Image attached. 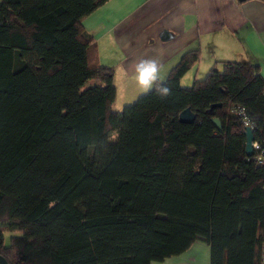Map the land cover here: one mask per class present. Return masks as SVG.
Here are the masks:
<instances>
[{
  "label": "trees",
  "instance_id": "obj_1",
  "mask_svg": "<svg viewBox=\"0 0 264 264\" xmlns=\"http://www.w3.org/2000/svg\"><path fill=\"white\" fill-rule=\"evenodd\" d=\"M105 1L0 0V256L8 264H152L201 241L209 264H259V67L215 63L182 87L200 57L188 51L158 82L168 97L154 87L112 111L113 70L98 63L81 26ZM186 109L193 123L179 121ZM246 127L258 145L250 157Z\"/></svg>",
  "mask_w": 264,
  "mask_h": 264
},
{
  "label": "crops",
  "instance_id": "obj_2",
  "mask_svg": "<svg viewBox=\"0 0 264 264\" xmlns=\"http://www.w3.org/2000/svg\"><path fill=\"white\" fill-rule=\"evenodd\" d=\"M81 26L94 41L98 63L113 70L115 112L151 90H142L134 79L142 58L160 61L158 82H163L184 53L199 50L198 62L180 79L182 87L226 61L256 64L264 79L262 0H106L81 19ZM209 261V247L196 241L181 255L152 264Z\"/></svg>",
  "mask_w": 264,
  "mask_h": 264
},
{
  "label": "clouds",
  "instance_id": "obj_3",
  "mask_svg": "<svg viewBox=\"0 0 264 264\" xmlns=\"http://www.w3.org/2000/svg\"><path fill=\"white\" fill-rule=\"evenodd\" d=\"M162 69V64L156 58L140 59L135 64L134 69V79L137 85L144 91L153 89L154 87L158 91L160 97L166 98L171 94V89L167 86H160L158 81L160 80V72ZM125 74L127 72L125 70ZM251 123L250 121H246Z\"/></svg>",
  "mask_w": 264,
  "mask_h": 264
},
{
  "label": "water",
  "instance_id": "obj_4",
  "mask_svg": "<svg viewBox=\"0 0 264 264\" xmlns=\"http://www.w3.org/2000/svg\"><path fill=\"white\" fill-rule=\"evenodd\" d=\"M240 2L246 1V0H238ZM194 115L189 112L188 109L184 110L179 114V121L183 123H193L194 122ZM214 126L220 130L221 126L220 123L217 119L212 120ZM245 136H246V141H245V153L248 157L252 155V143H253V137L250 128L246 127L245 128ZM0 264H8L3 257L0 256Z\"/></svg>",
  "mask_w": 264,
  "mask_h": 264
},
{
  "label": "built area",
  "instance_id": "obj_5",
  "mask_svg": "<svg viewBox=\"0 0 264 264\" xmlns=\"http://www.w3.org/2000/svg\"><path fill=\"white\" fill-rule=\"evenodd\" d=\"M238 113H242V109H238ZM245 125L247 123L245 122ZM252 149H258V145L256 143H252ZM259 264H264V243L261 244L260 246V261Z\"/></svg>",
  "mask_w": 264,
  "mask_h": 264
},
{
  "label": "rangeland",
  "instance_id": "obj_6",
  "mask_svg": "<svg viewBox=\"0 0 264 264\" xmlns=\"http://www.w3.org/2000/svg\"><path fill=\"white\" fill-rule=\"evenodd\" d=\"M201 69H202V66H201ZM220 69H221V66H220ZM203 74H205V73H203ZM203 74H201L200 77H198V78H200V79L202 78L203 79L204 76H205ZM114 108H116V106H114ZM4 238H5V243L7 244L8 241H9V234L8 233L4 234Z\"/></svg>",
  "mask_w": 264,
  "mask_h": 264
}]
</instances>
